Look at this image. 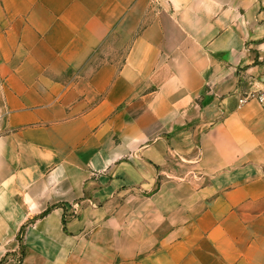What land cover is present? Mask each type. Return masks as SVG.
Segmentation results:
<instances>
[{"label": "crops", "instance_id": "crops-1", "mask_svg": "<svg viewBox=\"0 0 264 264\" xmlns=\"http://www.w3.org/2000/svg\"><path fill=\"white\" fill-rule=\"evenodd\" d=\"M259 89L264 0H0V264H264Z\"/></svg>", "mask_w": 264, "mask_h": 264}, {"label": "built area", "instance_id": "built-area-1", "mask_svg": "<svg viewBox=\"0 0 264 264\" xmlns=\"http://www.w3.org/2000/svg\"><path fill=\"white\" fill-rule=\"evenodd\" d=\"M250 100H256L258 101V103L262 106V108L264 109V89H259L256 91H249L247 94H245L240 102L246 103Z\"/></svg>", "mask_w": 264, "mask_h": 264}, {"label": "trees", "instance_id": "trees-1", "mask_svg": "<svg viewBox=\"0 0 264 264\" xmlns=\"http://www.w3.org/2000/svg\"><path fill=\"white\" fill-rule=\"evenodd\" d=\"M22 233H23V230H22Z\"/></svg>", "mask_w": 264, "mask_h": 264}]
</instances>
